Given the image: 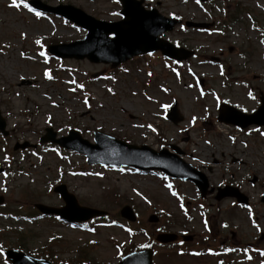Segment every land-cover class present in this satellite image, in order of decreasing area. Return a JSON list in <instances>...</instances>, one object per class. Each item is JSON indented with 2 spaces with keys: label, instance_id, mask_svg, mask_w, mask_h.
Instances as JSON below:
<instances>
[{
  "label": "rangeland",
  "instance_id": "rangeland-1",
  "mask_svg": "<svg viewBox=\"0 0 264 264\" xmlns=\"http://www.w3.org/2000/svg\"><path fill=\"white\" fill-rule=\"evenodd\" d=\"M40 1L50 7L72 5L108 22L119 20L121 8L117 0ZM144 1L169 18L215 23L210 32L181 26L165 37L193 50L190 61L172 64L155 54L128 62L121 71L66 59L58 72L55 60L42 62L40 46L71 43L85 33L63 26L54 16L40 20L22 4L13 7L12 0H0V110L10 131L5 137L0 134V166L6 168L0 176L6 204L0 211V264H8L3 255L7 248L55 255L57 264H118L124 253L149 243L155 264H264L257 254L264 251L263 131L238 132L217 122L220 101L251 111L264 94V0H210L205 5L194 0ZM111 73L116 79L90 78ZM199 77L205 81L203 88ZM175 101L183 116L178 124L166 119ZM47 128L58 138L76 129L90 142L94 131H100L156 150L174 145L206 174L210 187H239L250 204L218 201L216 193L201 198L190 182L88 166L82 156L50 144L40 147ZM26 143L36 149L17 146ZM60 185L82 207L122 221L119 212L127 205L138 221L99 223L89 230L38 218L37 205H64L54 193ZM11 214L31 220L15 221L8 218ZM71 214L85 216L81 209ZM152 216L158 221L153 223ZM158 232L174 234L181 242L178 236L186 234L189 240L184 246L154 245ZM207 248L232 250V258L205 256ZM199 251L203 256H197Z\"/></svg>",
  "mask_w": 264,
  "mask_h": 264
},
{
  "label": "water",
  "instance_id": "water-1",
  "mask_svg": "<svg viewBox=\"0 0 264 264\" xmlns=\"http://www.w3.org/2000/svg\"><path fill=\"white\" fill-rule=\"evenodd\" d=\"M136 13L128 10V12H126V20H124L120 24H117L114 28L110 27L107 29L108 32H114L116 35V38L114 40L108 41L107 44L109 45L110 43L111 48L127 52L125 59H128L137 54L153 52L157 49L164 48V44L158 39V34L160 35L163 32L172 29V27L170 26L173 21H165L168 25L165 23L162 24V22H160L159 20L158 14L150 17L148 16V14L143 12L140 13L136 11ZM87 19L91 20L90 18ZM153 26L161 27L163 28V30H161L157 34H154V29L152 28ZM93 31H95V28L93 29ZM150 40L153 42H150ZM143 43H149L152 45L148 47L144 46ZM88 58L90 60H94L91 56H89ZM1 120L2 119L0 116V128L4 130L5 123ZM263 123L258 122L259 125H262ZM108 140L110 143L112 142L111 139ZM81 151L87 154L93 160L94 155L99 156V158L101 159L115 158V160L120 164L133 165L139 168L160 169L170 175L177 176L172 171L173 167L166 161V156L168 155L165 152L159 155L147 147H128V145L113 142V146H111V148L96 146L94 148V152H91L88 149H81ZM140 152L151 154V158L144 159V155L139 154ZM207 186L208 185L206 182L203 184V186L200 185L204 192L206 191ZM224 196L226 195H221L218 198L220 199ZM231 196H236L239 198L240 202L247 203V199L238 193H235ZM89 212L95 214V212ZM63 215L67 217L66 213H63ZM123 215L126 216L124 213ZM127 217L130 216L128 215ZM140 255L141 257L139 260L140 262H142V264H151L150 252H148V254L146 253L145 255L144 253ZM19 264L27 263H23L20 261Z\"/></svg>",
  "mask_w": 264,
  "mask_h": 264
},
{
  "label": "snow or ice",
  "instance_id": "snow-or-ice-1",
  "mask_svg": "<svg viewBox=\"0 0 264 264\" xmlns=\"http://www.w3.org/2000/svg\"><path fill=\"white\" fill-rule=\"evenodd\" d=\"M21 4L23 5L24 8L28 9L29 11H32L30 6L26 2H24V0H12V6L13 7H19ZM35 15L37 17H39L41 14L39 12H36ZM37 43H39V41H37ZM40 54L44 55V53H40ZM46 75H47V73H46ZM173 195H175V193H173ZM141 247L147 248V247H149V245H142Z\"/></svg>",
  "mask_w": 264,
  "mask_h": 264
}]
</instances>
